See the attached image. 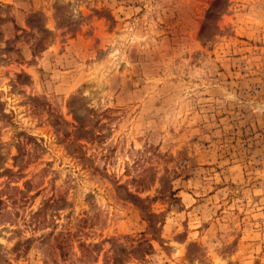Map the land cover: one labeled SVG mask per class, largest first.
<instances>
[{
    "label": "rangeland",
    "instance_id": "obj_1",
    "mask_svg": "<svg viewBox=\"0 0 264 264\" xmlns=\"http://www.w3.org/2000/svg\"><path fill=\"white\" fill-rule=\"evenodd\" d=\"M214 1L0 0V264H264V0Z\"/></svg>",
    "mask_w": 264,
    "mask_h": 264
},
{
    "label": "trees",
    "instance_id": "obj_2",
    "mask_svg": "<svg viewBox=\"0 0 264 264\" xmlns=\"http://www.w3.org/2000/svg\"><path fill=\"white\" fill-rule=\"evenodd\" d=\"M227 0H215L213 6L207 14V20L218 18L221 13L226 9ZM205 25L202 28V31L205 29Z\"/></svg>",
    "mask_w": 264,
    "mask_h": 264
}]
</instances>
